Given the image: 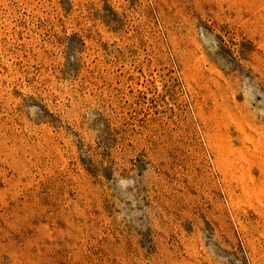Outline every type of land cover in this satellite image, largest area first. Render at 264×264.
<instances>
[{"label":"rangeland","instance_id":"374dc122","mask_svg":"<svg viewBox=\"0 0 264 264\" xmlns=\"http://www.w3.org/2000/svg\"><path fill=\"white\" fill-rule=\"evenodd\" d=\"M0 264H264V0H0Z\"/></svg>","mask_w":264,"mask_h":264}]
</instances>
